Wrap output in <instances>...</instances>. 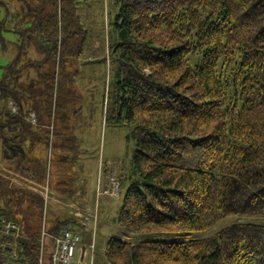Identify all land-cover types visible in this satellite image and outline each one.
I'll return each instance as SVG.
<instances>
[{"label":"trees","instance_id":"obj_1","mask_svg":"<svg viewBox=\"0 0 264 264\" xmlns=\"http://www.w3.org/2000/svg\"><path fill=\"white\" fill-rule=\"evenodd\" d=\"M109 2L108 36L84 59L93 27L106 28L101 10L0 0V48L12 54L0 62V163L12 171L0 178V264H38L44 199L32 188L50 182L85 207L74 126L89 134L95 96L106 125L132 128L135 141L116 224L137 237H108L105 264H264V0Z\"/></svg>","mask_w":264,"mask_h":264},{"label":"rangeland","instance_id":"obj_2","mask_svg":"<svg viewBox=\"0 0 264 264\" xmlns=\"http://www.w3.org/2000/svg\"><path fill=\"white\" fill-rule=\"evenodd\" d=\"M17 1L18 0H10V2H12V5L14 6L16 5ZM82 2H83L81 6L82 11H85L87 8H89V5L92 8V10L90 9V12L92 11L91 13L93 15H96L101 10L103 19L101 18L102 21H99V23H102V25L106 27L104 31L99 25L97 27V30L95 26L93 27L94 34L91 35L89 40L92 50H90L89 53L83 55L84 59H88V58L93 59V57L96 55L95 51L98 50V47L100 46V42L102 40L100 35L104 36L103 34L105 33L106 37L108 36L107 35L108 28L106 24L108 23V19L106 18V12L109 8V14H110L111 5L109 0H82ZM84 2H86V5L84 4ZM83 14H86V12H84ZM7 37L12 40L15 39L11 33H8ZM21 51H27L30 53L31 49L27 50L20 48V52ZM34 53H37L36 57H38V59L39 57H41V55H39L38 52L34 51ZM11 56L12 54L10 53L6 54L0 48V62L2 65H6L9 62ZM26 57L27 56L24 55V58ZM93 68L98 71H101L102 67L94 66ZM101 76H103L102 73L98 75L99 79ZM104 77L105 74L103 76V79ZM104 94L105 92L103 90L101 93V100ZM97 95L100 96V86L98 87ZM12 106L15 105L9 104L8 107L12 110L13 108ZM89 108L90 109L88 112V119H90L91 121L90 123L91 132H89L91 136L90 143L88 146L84 147L86 142L82 143L79 141L77 145L78 152H76L77 154H74L73 156L74 161L73 160L72 161H73V165L76 167L77 172H79L80 174V179H81L80 186L83 189L85 187L86 191L90 190L88 185H90L91 188L94 186L95 189V197H92V200H89L84 203V206L87 208V210L90 211L93 207H95L100 202V199H102V202H104L99 216L98 235L95 243H96L97 253H99L97 257V264H105L104 244L108 239V237L115 236L121 238L123 241H132L134 240V238L137 237L134 234H131L123 230L122 228L118 227L116 224L118 210L122 205V200L124 196L123 194L124 191L126 190V185L128 181L131 180L132 178L131 166H132L133 152L135 149V141L132 135V131H133L132 128L128 129V127H117L112 125H106L104 116L102 115V106L98 104L96 96L94 102H92V98H91L89 102ZM84 110L88 111V109L86 108ZM86 130L84 132L85 134L88 133V131ZM95 142L97 144L94 147L93 145H91V143L94 144ZM35 153H36V157L41 161H44L46 157L47 158L49 157V153L46 154V150L40 146L36 147ZM86 155L88 157H86ZM99 157L104 158L107 161L108 159H111V161H113V167L106 166V169L104 165L100 167V164L98 163V160H100ZM112 176L117 177L119 181H120V177L121 179L124 180V181L122 180L120 181L122 182L121 183L122 186L119 197L111 196L109 191L107 195L105 194V190L107 189L109 183L111 182L110 179ZM25 185H28V182H26ZM94 203L95 205L93 206ZM100 204L102 203L100 202ZM61 219L62 218L60 217L58 218V220ZM234 220L235 219L233 217H228L224 219L219 223L215 231L225 225H228ZM84 240L85 243H89L91 242L92 239L90 238V235L86 233L84 235Z\"/></svg>","mask_w":264,"mask_h":264},{"label":"built area","instance_id":"obj_3","mask_svg":"<svg viewBox=\"0 0 264 264\" xmlns=\"http://www.w3.org/2000/svg\"><path fill=\"white\" fill-rule=\"evenodd\" d=\"M14 112L17 111L16 106H12ZM31 123H36L37 117L35 113H31L28 117ZM110 187L105 190L111 196H120V184L115 176L111 177ZM40 193L44 199V216L43 231L41 234V252L38 264H95L97 255L96 240L98 235L100 206L99 203L90 211L86 207H81L70 201H64L52 189L50 182H47L41 190L32 188ZM67 211V215L62 214ZM55 216L62 219L58 220L59 227L57 231L51 230L55 224L49 222V216ZM69 221H65L66 219ZM17 224H6V231L13 228L16 229ZM84 229V230H83ZM89 234L91 242L85 243L84 235ZM16 256V253H14Z\"/></svg>","mask_w":264,"mask_h":264},{"label":"crops","instance_id":"obj_4","mask_svg":"<svg viewBox=\"0 0 264 264\" xmlns=\"http://www.w3.org/2000/svg\"><path fill=\"white\" fill-rule=\"evenodd\" d=\"M79 1V3L81 2V0H78ZM101 13V12H100ZM97 14H99V12L97 13ZM96 14V15H97ZM15 38V37H14ZM79 65H80V63H78ZM4 122V119H2V118H0V128L1 129H5L4 128V125H2V123ZM75 128H74V133H75V135H78V138H79V141L80 142H86V144H85V146L84 147H86V146H88L89 145V143H90V138H91V136H90V134H85L84 132H85V130L86 129H84V128H81V126H74ZM83 132V133H82ZM89 132H91V130L89 129ZM0 137H2V136H0ZM1 141H2V139H0ZM2 143H3V141H2ZM2 143H0V147H1V144ZM97 143L95 142L94 144H92L91 143V145H93V146H95ZM42 145V144H41ZM37 147V146H36ZM41 147V146H40ZM42 147H43V145H42ZM36 149V148H35ZM12 153H13V157L12 158H14V156H15V152L14 151H11ZM1 153H4L3 152V150H1ZM32 154V153H31ZM34 155H36V153L34 152L33 153ZM86 157H88L87 155H86ZM12 158H9V159H11L12 160ZM13 161V160H12ZM1 162H3V163H0V164H4V166H5V168L3 169L2 168V170L0 171V178H4V177H6L7 175H6V173L8 172V170L11 168V167H9L10 165H9V162H8V164L6 163V162H4V161H1ZM97 162V161H96ZM98 162H99V160H98ZM96 166V165H95ZM12 171H11V169H10V173H11ZM97 173H98V170H97ZM15 176H18V175H16L15 174ZM88 187L90 188V190H87L86 191V189H85V187H84V191H86L87 192V194L86 193H84L83 191L81 192V200L82 201H85V202H87V201H89V200H92V197H94V193H95V189H94V186L91 188V186L90 185H88ZM78 194H80V192L78 193Z\"/></svg>","mask_w":264,"mask_h":264},{"label":"flooded vegetation","instance_id":"obj_5","mask_svg":"<svg viewBox=\"0 0 264 264\" xmlns=\"http://www.w3.org/2000/svg\"><path fill=\"white\" fill-rule=\"evenodd\" d=\"M28 117H29V115H28V116H26V117H24V120H26V121H29ZM37 123H38V121H36V123H35V124H34V123H32V124H34V125H37Z\"/></svg>","mask_w":264,"mask_h":264},{"label":"bare ground","instance_id":"obj_6","mask_svg":"<svg viewBox=\"0 0 264 264\" xmlns=\"http://www.w3.org/2000/svg\"><path fill=\"white\" fill-rule=\"evenodd\" d=\"M37 117V116H36ZM42 250V248L40 247V251Z\"/></svg>","mask_w":264,"mask_h":264},{"label":"water","instance_id":"obj_7","mask_svg":"<svg viewBox=\"0 0 264 264\" xmlns=\"http://www.w3.org/2000/svg\"><path fill=\"white\" fill-rule=\"evenodd\" d=\"M16 147H18V146L16 145Z\"/></svg>","mask_w":264,"mask_h":264}]
</instances>
